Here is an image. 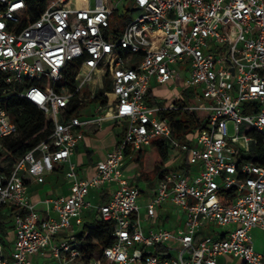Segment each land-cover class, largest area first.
<instances>
[{
  "label": "built area",
  "instance_id": "2783aa9c",
  "mask_svg": "<svg viewBox=\"0 0 264 264\" xmlns=\"http://www.w3.org/2000/svg\"><path fill=\"white\" fill-rule=\"evenodd\" d=\"M46 2L35 17L26 0H0V144L18 132L10 98L53 123L9 171L0 160V264H264L250 237L264 231V0ZM198 111L206 124L176 138L169 114ZM116 122L122 140L80 177L72 157L86 132ZM156 142L167 148L166 172L146 215L168 200L182 226L145 231L123 165L126 150ZM64 165L70 194L38 208L28 183ZM103 188L110 196L95 220L112 227V244L89 257L82 214Z\"/></svg>",
  "mask_w": 264,
  "mask_h": 264
},
{
  "label": "trees",
  "instance_id": "16d2710c",
  "mask_svg": "<svg viewBox=\"0 0 264 264\" xmlns=\"http://www.w3.org/2000/svg\"><path fill=\"white\" fill-rule=\"evenodd\" d=\"M26 1L35 17L47 4L46 0ZM68 80L69 82L72 81L70 76ZM150 101H152V98H150ZM4 108L12 114L18 128V132L15 136L6 138L2 141L4 151L2 153L0 152V160L4 166V170L9 171L19 158L50 135L53 123L39 109L22 98H10L4 104ZM169 117L175 137L178 139H185L187 134L199 130L206 124V113L203 111L194 112L193 114L173 112L169 114ZM123 125L125 130V124L123 123ZM153 144L156 148V154L160 165L151 170V172L146 174L141 173L139 177L134 178L133 185L137 187L141 180L150 182L154 179H160L166 172L163 164L167 160V148L161 143L156 142ZM131 154L132 150L130 148L126 150V157ZM257 154L258 157L255 160L259 161L261 157V148L259 145ZM133 155H136L138 161L139 157L142 155V151L134 152ZM87 156H90V152H87ZM185 165L186 162H184V166ZM102 201L105 202V199L102 198ZM111 230L112 227L109 224L98 220H95L92 224H85L80 233V237L84 239L82 251L89 257L98 256L105 247L112 244Z\"/></svg>",
  "mask_w": 264,
  "mask_h": 264
},
{
  "label": "crops",
  "instance_id": "0c3cea01",
  "mask_svg": "<svg viewBox=\"0 0 264 264\" xmlns=\"http://www.w3.org/2000/svg\"><path fill=\"white\" fill-rule=\"evenodd\" d=\"M111 124V123H110ZM97 130H90L86 132V134L93 133L95 134ZM84 142L80 144L72 157L73 163H75L78 174L80 177H91L95 173V166L96 163L102 160L105 155L110 152L116 145H111L110 147H106L102 150L101 156L102 158L97 160L95 163H92L91 157L87 156V149L84 148ZM83 146V147H82ZM84 149L85 156L88 159L87 164H83L80 156L78 155L79 150ZM92 154V152H90ZM83 155V154H82ZM134 156V155H133ZM133 156L127 157L126 161L124 162L123 169L125 171L126 176L131 179L133 183L134 178L140 176V173L133 172L134 167H136L137 163L135 164H127L128 160H132ZM138 161H141V156L139 157ZM67 170V165L57 167L51 174H48L44 177V182L42 184H37L35 182L30 181L28 183V191L29 196L32 202L37 204L38 208H42V200L53 197L54 195H69L71 192L70 184L65 178V172ZM157 179L151 180L150 182L140 181L138 183V188L140 190V198H139V216L141 224L145 231L149 229H156V228H167V229H176L179 226H182V220L179 219L174 206L169 201L167 202L169 208L164 207L165 203L159 207L155 212V217L153 219H149L146 215V206L150 199L153 196L154 188L156 185ZM98 196L100 203H102V198L107 201L110 196V192L107 188L99 189L95 192ZM86 211V210H85ZM84 213V212H83ZM83 226L85 224H92L95 221V215H89L85 213L82 216Z\"/></svg>",
  "mask_w": 264,
  "mask_h": 264
},
{
  "label": "rangeland",
  "instance_id": "374dc122",
  "mask_svg": "<svg viewBox=\"0 0 264 264\" xmlns=\"http://www.w3.org/2000/svg\"><path fill=\"white\" fill-rule=\"evenodd\" d=\"M125 7L126 9H128L130 7L129 3L126 2ZM121 11L123 10L121 7H119L117 12L112 16V19H117ZM187 76H188V73L186 72L181 73V78H185ZM155 93L159 97L166 98L169 93V90L167 88H164L161 90L156 89ZM93 110H94V105H90V106L87 105L84 107L83 115L86 117H91ZM96 130L97 131L95 134L89 133V134H85L84 136L85 137L84 148L92 152V154H90L92 163H95L97 160L102 158L101 152L104 148L110 147L111 145H114L115 143H119L122 140L123 134H124V125L123 123H120V122H116L114 124L103 123L102 125L97 126ZM240 130L243 131L244 127H241ZM229 132L230 134L233 133L231 124L229 125ZM82 147H80L81 149L79 150L78 155L80 156L82 163L85 165L87 164L88 159L85 156V153L83 151L84 149H82ZM0 151L1 152L4 151L3 143L0 144ZM180 159H181V156L177 158L176 162H179ZM134 163L135 164L137 163V165L136 167H134L133 172H137L140 174L149 173L155 167H158L160 165V162L157 157L156 148L154 144L150 146L149 148L142 151L141 161H137L136 155L133 156L132 160L127 161V164L129 165L134 164ZM87 201L90 202L91 207L88 210L84 211L82 216H84L85 213H88L89 215H95L96 209L99 206L100 201L94 191L90 192V195ZM167 202L169 201L167 200L166 203L164 202L165 203L164 207L169 208V206L167 205L168 204ZM72 224H74V221H72ZM250 237L252 239V242L254 243L255 250L257 252H264V231H261L260 229L255 228L250 232ZM238 263L239 261L235 259L233 260L231 256L227 258L225 257L221 258L219 259V262H218V264H238Z\"/></svg>",
  "mask_w": 264,
  "mask_h": 264
}]
</instances>
